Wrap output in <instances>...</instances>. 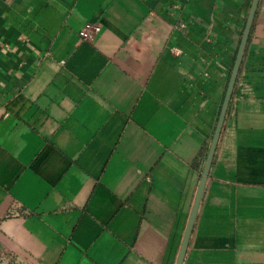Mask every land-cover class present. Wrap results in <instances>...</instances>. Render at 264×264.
<instances>
[{
    "label": "crops",
    "instance_id": "crops-1",
    "mask_svg": "<svg viewBox=\"0 0 264 264\" xmlns=\"http://www.w3.org/2000/svg\"><path fill=\"white\" fill-rule=\"evenodd\" d=\"M250 2L0 0L1 249L175 264ZM240 263L264 264V0L182 262Z\"/></svg>",
    "mask_w": 264,
    "mask_h": 264
},
{
    "label": "water",
    "instance_id": "water-1",
    "mask_svg": "<svg viewBox=\"0 0 264 264\" xmlns=\"http://www.w3.org/2000/svg\"><path fill=\"white\" fill-rule=\"evenodd\" d=\"M258 3H259V0H251L246 17H245V21H244L243 28H242V31L239 37V41H238V45H237V48L234 54V58H233L231 67L229 69L228 75H227V80H226V85H225V89L223 92L222 101L220 104L215 126H214L213 133L211 136V140H210L207 153L205 156L199 182L196 188L194 201H193L191 210L189 212L188 220H187L184 232H183V236L181 239V243H180L177 257L175 260V264H182L183 262V258H184V255H185V252L188 246L190 235L193 230V226H194V223L197 217V212H198L199 204H200V201L203 195L209 168L212 163V159L215 153V149H216L217 142L220 136V132H221V129L224 123L225 116L228 111L233 89H234V86L237 80V76H238L240 65H241L243 55L245 52L246 44L249 39V35H250L253 21L255 18Z\"/></svg>",
    "mask_w": 264,
    "mask_h": 264
},
{
    "label": "built area",
    "instance_id": "built-area-1",
    "mask_svg": "<svg viewBox=\"0 0 264 264\" xmlns=\"http://www.w3.org/2000/svg\"><path fill=\"white\" fill-rule=\"evenodd\" d=\"M180 25L179 27H182ZM101 31V24L98 22L87 21L78 31L79 40L92 42ZM0 264H29L25 260L6 253L0 247ZM240 264H257V263H240Z\"/></svg>",
    "mask_w": 264,
    "mask_h": 264
}]
</instances>
